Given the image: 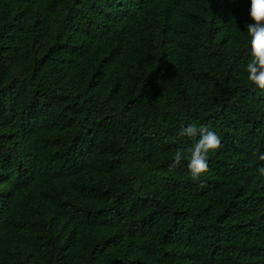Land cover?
<instances>
[{"label": "trees", "instance_id": "16d2710c", "mask_svg": "<svg viewBox=\"0 0 264 264\" xmlns=\"http://www.w3.org/2000/svg\"><path fill=\"white\" fill-rule=\"evenodd\" d=\"M250 7L0 0V264H264Z\"/></svg>", "mask_w": 264, "mask_h": 264}, {"label": "clouds", "instance_id": "9594fccd", "mask_svg": "<svg viewBox=\"0 0 264 264\" xmlns=\"http://www.w3.org/2000/svg\"><path fill=\"white\" fill-rule=\"evenodd\" d=\"M250 16L252 23L247 25L248 35L251 37V59L245 65L247 79L259 89L264 90V0H251ZM180 135H186L195 140L188 147L178 148L169 165L170 170L179 166L188 153V169L191 179L199 178L209 171L208 157L210 152H215L222 147L220 136L205 126L199 128L191 124L181 129ZM199 136V139H196ZM259 160L264 161V154L259 155ZM259 174L264 176V165L260 166Z\"/></svg>", "mask_w": 264, "mask_h": 264}]
</instances>
